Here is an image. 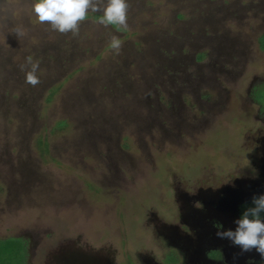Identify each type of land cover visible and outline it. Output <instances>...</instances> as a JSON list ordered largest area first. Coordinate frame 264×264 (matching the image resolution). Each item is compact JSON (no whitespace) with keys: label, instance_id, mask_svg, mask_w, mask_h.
Instances as JSON below:
<instances>
[{"label":"rangeland","instance_id":"1","mask_svg":"<svg viewBox=\"0 0 264 264\" xmlns=\"http://www.w3.org/2000/svg\"><path fill=\"white\" fill-rule=\"evenodd\" d=\"M32 2L0 0V264H45L79 233L126 250L164 183L243 168L259 122L239 110L264 109V0H128L127 30L89 12L75 37Z\"/></svg>","mask_w":264,"mask_h":264},{"label":"flooded vegetation","instance_id":"2","mask_svg":"<svg viewBox=\"0 0 264 264\" xmlns=\"http://www.w3.org/2000/svg\"><path fill=\"white\" fill-rule=\"evenodd\" d=\"M239 112L259 122L245 136L249 153L236 160L245 162L242 169L227 164L223 170L196 174L205 179L198 181L200 176L189 185L174 176L160 188L156 207L139 208L144 234L129 237L126 250L98 246L79 233L49 249L45 264H264L255 249L242 252L230 239L217 236L218 231H234L235 221L254 207L253 197L264 195V109ZM29 241L25 237L26 245Z\"/></svg>","mask_w":264,"mask_h":264},{"label":"clouds","instance_id":"3","mask_svg":"<svg viewBox=\"0 0 264 264\" xmlns=\"http://www.w3.org/2000/svg\"><path fill=\"white\" fill-rule=\"evenodd\" d=\"M129 7L128 0H33L30 6L39 23L48 24L51 30L61 34L71 33L73 37L79 35L80 26L88 19L89 12L102 13L99 23L105 27L127 30ZM16 35L22 36L24 31L18 27ZM109 47L118 55L122 41L112 36ZM27 65L25 81L35 87L40 83L37 75L39 61L29 56ZM252 203L254 207L247 208L235 221L237 227L234 231H218L217 236L230 239L242 252L255 249L264 257V218L261 216L264 213V195L254 196Z\"/></svg>","mask_w":264,"mask_h":264}]
</instances>
